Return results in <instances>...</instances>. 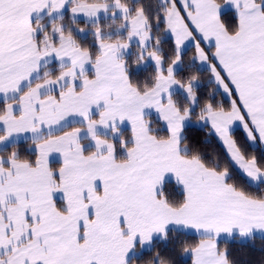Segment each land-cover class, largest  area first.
Wrapping results in <instances>:
<instances>
[{"label": "snow or ice", "instance_id": "obj_1", "mask_svg": "<svg viewBox=\"0 0 264 264\" xmlns=\"http://www.w3.org/2000/svg\"><path fill=\"white\" fill-rule=\"evenodd\" d=\"M258 237L264 0H0V264H245Z\"/></svg>", "mask_w": 264, "mask_h": 264}, {"label": "trees", "instance_id": "obj_2", "mask_svg": "<svg viewBox=\"0 0 264 264\" xmlns=\"http://www.w3.org/2000/svg\"><path fill=\"white\" fill-rule=\"evenodd\" d=\"M163 247V245H161ZM230 247H233L234 254L236 257L247 264L251 261L252 264H260L264 260V248L261 247V240L258 237L254 244L243 243V244H231ZM178 264H190V260L187 257L177 258Z\"/></svg>", "mask_w": 264, "mask_h": 264}, {"label": "crops", "instance_id": "obj_3", "mask_svg": "<svg viewBox=\"0 0 264 264\" xmlns=\"http://www.w3.org/2000/svg\"><path fill=\"white\" fill-rule=\"evenodd\" d=\"M54 162L59 163V157L58 156H54Z\"/></svg>", "mask_w": 264, "mask_h": 264}]
</instances>
